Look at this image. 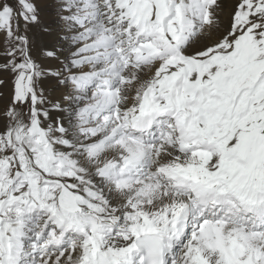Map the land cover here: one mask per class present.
I'll return each instance as SVG.
<instances>
[{
    "label": "snow or ice",
    "instance_id": "6c2138e0",
    "mask_svg": "<svg viewBox=\"0 0 264 264\" xmlns=\"http://www.w3.org/2000/svg\"><path fill=\"white\" fill-rule=\"evenodd\" d=\"M0 264H264V0H0Z\"/></svg>",
    "mask_w": 264,
    "mask_h": 264
}]
</instances>
